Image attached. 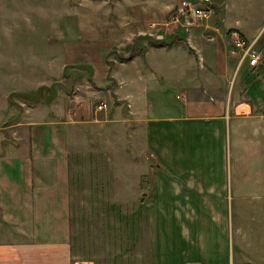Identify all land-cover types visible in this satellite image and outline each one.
<instances>
[{
  "label": "crops",
  "instance_id": "1",
  "mask_svg": "<svg viewBox=\"0 0 264 264\" xmlns=\"http://www.w3.org/2000/svg\"><path fill=\"white\" fill-rule=\"evenodd\" d=\"M119 1L86 6L117 18L97 23L113 29L103 47L130 49L108 72L112 89L100 77L92 80L96 90L74 91L71 61L94 58L56 40L42 50L40 21L0 24V264H94L71 254L68 146L79 119L107 122L92 108L103 98L115 114L128 109L159 162L148 204V264H264V84L247 82L238 102L227 89L238 65L234 40L264 48V0ZM181 1L207 8L208 19L151 30L168 22ZM40 2L18 0L17 7L39 11ZM175 56L185 69L167 62ZM263 67L264 61L242 66L239 86L253 78L250 69ZM60 76L70 90L59 86ZM167 79L181 85L176 109L160 93ZM250 204L260 218L243 223ZM255 234L262 247L252 244Z\"/></svg>",
  "mask_w": 264,
  "mask_h": 264
},
{
  "label": "rangeland",
  "instance_id": "2",
  "mask_svg": "<svg viewBox=\"0 0 264 264\" xmlns=\"http://www.w3.org/2000/svg\"><path fill=\"white\" fill-rule=\"evenodd\" d=\"M17 1L0 0V24L17 18L40 21L42 50L47 43L56 40L58 45H63V42L71 44L76 54L85 55L84 57L89 59L94 58L87 61H71L73 66L68 68L67 74H72L74 91L81 86L84 89L96 90L92 80L97 79L98 82L100 77L102 80L107 77L110 83L103 87L110 86L112 89L108 72L112 70L114 61L130 49L126 47L123 52L113 44L103 47L100 43L102 38L104 37L106 42L111 40L113 29L111 27L110 30H106L97 23L102 21L110 24L117 18L107 17L109 11H94V8L86 6L93 1L94 4L105 2L112 7L119 3V0H70L67 3L65 0H59L56 5L49 0H42L39 11L29 9L28 5H23L19 11ZM19 1L24 2V0ZM70 5L73 6L72 13L66 12ZM173 16L175 11L168 20ZM174 26L164 23L151 30L160 27L162 31L168 32ZM5 29L0 28V30ZM153 37L155 38L156 35L153 34ZM8 48L10 52L13 51L10 45ZM253 49L259 50V62L264 61V48L254 43ZM98 56H104V59L97 58ZM180 59L181 57L175 56L167 62L169 64L175 62L185 69ZM244 65L250 67L247 59L242 60L238 57L236 71L231 84L227 86L229 94L232 93L231 100L236 102L244 99L243 96L246 97L248 83L254 84L257 81L261 85L264 84V71L261 70L256 74L253 68L249 72L253 78H246L244 81L246 86L243 90L239 85L242 79L241 69ZM94 73L98 76H94ZM189 76L185 77L186 85ZM59 79L62 81L59 84L62 90L65 87L70 90V85L65 86L64 78L60 76ZM180 89L181 85L176 84V81L167 79L161 84L162 98L170 100L173 109L182 103V95L178 92ZM98 102L105 103L106 108L97 111ZM98 102L94 103L92 108L95 109L99 121L107 120V122L85 124L81 123L83 119H79V123L73 128V139L68 146L71 254L74 260L92 261L94 264H148V204L155 189L154 176L159 162L157 163L145 149L144 129L132 122L126 107L119 109L118 115L115 114L113 106L111 108L109 99L103 98ZM242 109L239 108L240 111ZM152 111L157 115L160 109L154 106ZM248 207L249 211L247 210L243 216V223L260 218L257 204H250ZM263 238L261 234H255L250 239L253 245L258 246L259 243L262 247Z\"/></svg>",
  "mask_w": 264,
  "mask_h": 264
},
{
  "label": "built area",
  "instance_id": "3",
  "mask_svg": "<svg viewBox=\"0 0 264 264\" xmlns=\"http://www.w3.org/2000/svg\"><path fill=\"white\" fill-rule=\"evenodd\" d=\"M207 3V0H203ZM210 12L207 8H202L196 3H190L187 1H181L179 7L175 10V16H173L167 24L180 25L185 23L191 25L193 22L197 23L202 20H206L209 17ZM253 44H247L242 39L236 38L233 42L234 49L238 52L239 58L244 60L247 59L250 67H255L259 61V55L256 50L253 49ZM106 108L105 104H99L96 107L97 111H102Z\"/></svg>",
  "mask_w": 264,
  "mask_h": 264
},
{
  "label": "trees",
  "instance_id": "4",
  "mask_svg": "<svg viewBox=\"0 0 264 264\" xmlns=\"http://www.w3.org/2000/svg\"><path fill=\"white\" fill-rule=\"evenodd\" d=\"M155 45H157V46H161L162 44H155Z\"/></svg>",
  "mask_w": 264,
  "mask_h": 264
}]
</instances>
